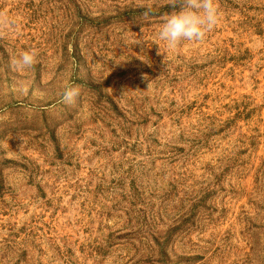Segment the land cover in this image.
<instances>
[{
	"label": "rangeland",
	"instance_id": "374dc122",
	"mask_svg": "<svg viewBox=\"0 0 264 264\" xmlns=\"http://www.w3.org/2000/svg\"><path fill=\"white\" fill-rule=\"evenodd\" d=\"M218 5L158 54L169 0H0V264H264V0Z\"/></svg>",
	"mask_w": 264,
	"mask_h": 264
},
{
	"label": "clouds",
	"instance_id": "9594fccd",
	"mask_svg": "<svg viewBox=\"0 0 264 264\" xmlns=\"http://www.w3.org/2000/svg\"><path fill=\"white\" fill-rule=\"evenodd\" d=\"M169 4L176 10L163 17L157 38L153 41L159 46L158 54H160L161 42L167 49L174 50L184 41H204L208 33L212 32L220 22L218 0H169ZM153 14L150 7H146L143 12L145 18ZM19 26V22L14 17L0 9V34L6 31H18ZM37 56L36 49L22 51L18 56L10 58V67L19 72L32 69L36 64ZM144 79L147 80L146 76ZM150 83L147 88L150 87ZM79 95L77 87L66 85L61 93V102L66 105L74 104ZM17 138L22 142L20 144L22 146L24 138L22 136Z\"/></svg>",
	"mask_w": 264,
	"mask_h": 264
}]
</instances>
